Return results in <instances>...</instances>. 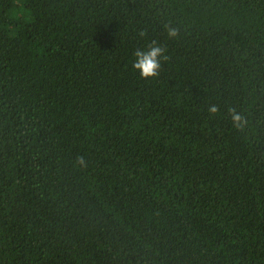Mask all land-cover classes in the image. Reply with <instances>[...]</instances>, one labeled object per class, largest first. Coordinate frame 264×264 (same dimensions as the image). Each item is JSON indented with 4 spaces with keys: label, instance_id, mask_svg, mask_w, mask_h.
I'll return each mask as SVG.
<instances>
[{
    "label": "trees",
    "instance_id": "16d2710c",
    "mask_svg": "<svg viewBox=\"0 0 264 264\" xmlns=\"http://www.w3.org/2000/svg\"><path fill=\"white\" fill-rule=\"evenodd\" d=\"M0 264H264V0H0Z\"/></svg>",
    "mask_w": 264,
    "mask_h": 264
},
{
    "label": "clouds",
    "instance_id": "9594fccd",
    "mask_svg": "<svg viewBox=\"0 0 264 264\" xmlns=\"http://www.w3.org/2000/svg\"><path fill=\"white\" fill-rule=\"evenodd\" d=\"M164 29L169 39L177 38L178 29L176 27L166 24ZM145 35L146 32L140 33L141 37ZM133 56L134 61L132 63V68L137 71L140 78L144 80L158 78L163 62L167 61L169 58L166 46L155 40L150 41L144 48H136L133 52ZM207 111L210 117H215L220 112V108L216 104H209L207 106ZM226 111L232 127L237 131L243 130L247 126L248 119L245 114H242L236 108H228ZM75 165L81 168H87L88 161L85 156L78 155L75 158Z\"/></svg>",
    "mask_w": 264,
    "mask_h": 264
}]
</instances>
